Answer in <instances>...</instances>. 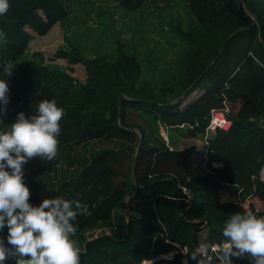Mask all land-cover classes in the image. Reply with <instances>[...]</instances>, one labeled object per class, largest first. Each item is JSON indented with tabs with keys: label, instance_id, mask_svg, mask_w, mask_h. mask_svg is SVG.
<instances>
[{
	"label": "trees",
	"instance_id": "trees-1",
	"mask_svg": "<svg viewBox=\"0 0 264 264\" xmlns=\"http://www.w3.org/2000/svg\"><path fill=\"white\" fill-rule=\"evenodd\" d=\"M113 1L134 11L146 0ZM179 1L187 4L195 23L185 27L179 20L169 22L168 29L181 46L167 79L159 85L140 77L135 52L119 42L113 54H89L90 58L70 43L71 48H57L51 58L64 60L66 67L44 63L37 55L14 67L12 77L0 69V79L8 80L10 89L8 115L0 127L13 123L19 112L31 116L45 99L64 109L56 159L30 161L25 183L34 205L66 191L88 197V214L74 222L81 264H219L212 252L208 261L197 257L194 246L203 243L208 251L212 243L224 239V221L240 210L230 199L233 191L246 197L254 186L250 207L264 216V184L257 179L264 167V0ZM9 3L7 14L0 16V27L7 33V43L0 45V65L14 64L35 37L44 36L67 16L63 0ZM248 13L255 16L256 25L250 26ZM76 64L84 68L83 81L71 75ZM201 85L199 96L180 107L178 100L170 104ZM222 101L230 126L207 138L208 173L192 166V146L173 150L169 144L168 149L152 135L149 122L138 116V112L152 115L182 138H190L203 132L208 111ZM131 110L138 121L127 119ZM178 124L195 126L178 128ZM101 138L124 145L89 152L85 166L57 190L40 183L39 178L54 170L65 144ZM210 162L221 166L210 167ZM224 186L231 195L220 200L218 191ZM199 228L204 231L201 241ZM175 245L185 247L186 253ZM171 251L170 257H162ZM233 260L248 264L247 259ZM6 264L15 262L9 259Z\"/></svg>",
	"mask_w": 264,
	"mask_h": 264
},
{
	"label": "clouds",
	"instance_id": "clouds-1",
	"mask_svg": "<svg viewBox=\"0 0 264 264\" xmlns=\"http://www.w3.org/2000/svg\"><path fill=\"white\" fill-rule=\"evenodd\" d=\"M9 8V0H0V16ZM6 43L7 33L0 27V45ZM14 67L10 61L0 65L8 77L13 76ZM9 93L8 80L0 79V126L8 115ZM64 115L55 100L45 99L31 116L19 112L13 123L0 127V233L7 230L0 235V264L9 259L15 264H81L82 252L73 239L78 232L74 222L88 214L87 205L60 196L34 205L25 183L30 161L56 159ZM239 208L224 221V239L212 251L219 264H234V257L264 264V216L243 203Z\"/></svg>",
	"mask_w": 264,
	"mask_h": 264
},
{
	"label": "rangeland",
	"instance_id": "rangeland-1",
	"mask_svg": "<svg viewBox=\"0 0 264 264\" xmlns=\"http://www.w3.org/2000/svg\"><path fill=\"white\" fill-rule=\"evenodd\" d=\"M63 1L66 5V7L63 5L67 14L66 18L60 23H55L44 36L35 37L24 50L20 59L14 63L15 67L29 59H37V55H42L44 63L66 67L64 60L51 58L57 48H71L68 45L70 43L87 58L89 54H113L115 46L119 42L135 52L141 67L140 77L154 85H159L167 79L172 68V61L181 46L175 34L168 29L169 22L179 20L185 27H192L195 23V17L187 4L179 0H146L134 11L123 10L113 0ZM39 13L42 16V12ZM72 69L71 75L77 80L83 81L85 72L82 65L76 64ZM202 90L203 86L201 85L192 90L186 98L180 96L179 107L184 102L199 96ZM176 101L174 99L172 102ZM138 116H143L149 122L152 135L159 142L162 141L157 120L152 115L142 114V112H138ZM127 119L138 121L137 115L132 110L128 112ZM167 137L171 142L175 140L174 145L168 142L173 150L192 146L193 151L189 159L192 157L194 162H198L196 157L201 148L200 134L184 139L179 132L169 129ZM123 145V141L102 138L81 144L74 142L65 144L62 154L57 158L58 162L54 164V170L47 176L39 178V181L44 187L57 190L63 181L78 173L85 166L89 152L101 147L119 149ZM224 187V189H228L227 186ZM224 189L223 194H221V190L218 191L220 200L229 198L231 195L228 190L229 194L227 195ZM84 194L73 195L66 191L59 196L78 200L85 204L88 197ZM199 229L201 232L197 236L201 241L204 239V231L202 228ZM94 232L91 235L96 234L98 230ZM89 235L87 236L89 237Z\"/></svg>",
	"mask_w": 264,
	"mask_h": 264
},
{
	"label": "built area",
	"instance_id": "built-area-1",
	"mask_svg": "<svg viewBox=\"0 0 264 264\" xmlns=\"http://www.w3.org/2000/svg\"><path fill=\"white\" fill-rule=\"evenodd\" d=\"M227 113H228V108L223 101H222V105L220 107L211 108L208 111V117H207L206 125L203 129V132L200 134L201 148L198 150L197 157H196L198 162H194L193 158L192 157L190 158V162H191L192 166L199 167L205 173L210 172L209 167L207 166L208 153H209L207 138L209 137V135L213 134L216 130L225 131L229 128L230 120L227 116ZM157 123H158V127L160 129V136L162 138L164 145H166V147L168 149H171V147L168 144V137H167V131L171 128V126L167 125L165 123H159V122H157ZM177 126H178V128H182L185 126L187 129H191L192 127L195 126V124H193V125L178 124ZM209 166L210 167H220L221 165L219 162H210ZM257 179L259 182L264 184V167H262L259 170L258 175H257ZM253 190H254V186L252 188L251 194L247 195L246 197H241L239 190L233 191L232 196H231V200H232L233 204H235L239 207V204L243 203V204L247 205L249 208H251L250 207V197L253 193ZM253 211L258 215V211L256 209H253ZM201 245H205V244H203V243H196L195 244L194 254L197 257L198 256L204 257L208 261L210 259V252L214 253L212 251V246L217 245V244L212 243L210 245L208 251H207L206 247H201ZM175 247L177 248V250L181 254L186 253L185 247H179L177 245H175ZM173 253H174V251L168 252L166 255H164L162 257H170Z\"/></svg>",
	"mask_w": 264,
	"mask_h": 264
},
{
	"label": "water",
	"instance_id": "water-1",
	"mask_svg": "<svg viewBox=\"0 0 264 264\" xmlns=\"http://www.w3.org/2000/svg\"><path fill=\"white\" fill-rule=\"evenodd\" d=\"M248 15H249V16L251 17V19H252V23L250 24V26H254V25H256L257 21H256L255 16H253L252 14H249V13H248ZM226 39H227V37L224 39L223 42H225ZM222 46H223V44H222ZM87 58H90V57H87ZM213 61H214V60H213ZM213 61H212V62H213ZM212 62H211V63H212ZM211 63H210V64H211ZM208 67H209V65L206 67V69H207ZM206 69H205V70H206ZM205 70L202 71V73L197 77V79H195V81H194L192 84H194V83H195V82L201 77V75L205 72ZM121 96H122L121 94L118 95V101H119V99L121 98ZM179 98H180V97H177L176 100H178ZM171 103H173V102H170V104H171ZM131 183H133V179H132V178H131ZM133 187H136V186L134 185V183H133Z\"/></svg>",
	"mask_w": 264,
	"mask_h": 264
},
{
	"label": "crops",
	"instance_id": "crops-1",
	"mask_svg": "<svg viewBox=\"0 0 264 264\" xmlns=\"http://www.w3.org/2000/svg\"><path fill=\"white\" fill-rule=\"evenodd\" d=\"M184 139H185V138H184ZM174 142H175V140H174ZM174 142H173V143H174ZM174 144H175V143H174ZM195 149H196V148H195ZM223 189H224V188H222V190L220 191L221 194H223ZM224 190L226 191V194L228 195V194H229V192H228L229 190H228V189H227L228 191H227L226 189H224ZM254 190H255V188H254ZM254 190H253V192H254ZM224 194H225V193H224ZM252 195H253V193H252ZM252 195H251V197H252ZM229 197H230V195H229ZM251 197H250V200H251ZM230 199H231V198H230Z\"/></svg>",
	"mask_w": 264,
	"mask_h": 264
}]
</instances>
